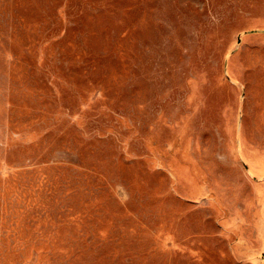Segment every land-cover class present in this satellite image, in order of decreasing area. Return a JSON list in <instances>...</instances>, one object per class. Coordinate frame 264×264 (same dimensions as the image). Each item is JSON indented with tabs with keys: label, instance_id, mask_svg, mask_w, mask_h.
Returning <instances> with one entry per match:
<instances>
[{
	"label": "rangeland",
	"instance_id": "374dc122",
	"mask_svg": "<svg viewBox=\"0 0 264 264\" xmlns=\"http://www.w3.org/2000/svg\"><path fill=\"white\" fill-rule=\"evenodd\" d=\"M0 264H264V0H0Z\"/></svg>",
	"mask_w": 264,
	"mask_h": 264
}]
</instances>
